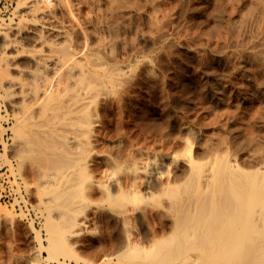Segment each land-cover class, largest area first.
Masks as SVG:
<instances>
[{
  "label": "rangeland",
  "instance_id": "1",
  "mask_svg": "<svg viewBox=\"0 0 264 264\" xmlns=\"http://www.w3.org/2000/svg\"><path fill=\"white\" fill-rule=\"evenodd\" d=\"M8 22L43 37L16 34L15 50L2 48L0 36L8 71L0 76V137L7 127L11 136L0 165L21 179L28 206L0 201L16 214L0 217V264H251L248 234L228 261L213 254L232 248L213 245L229 235L221 212L236 196L244 212L258 191L251 185L264 184V0H0V26ZM68 53L76 85L50 58ZM38 58L46 67L35 66ZM44 82L53 94L42 98ZM85 109L94 127L82 153L88 178L76 145L82 128L72 125ZM23 121L35 140L30 157L20 155L14 132ZM223 160L232 165L224 174ZM136 175L149 179L138 197L118 192ZM249 207L260 229L247 247L262 253L264 201ZM49 224L65 251L46 258Z\"/></svg>",
  "mask_w": 264,
  "mask_h": 264
},
{
  "label": "bare ground",
  "instance_id": "2",
  "mask_svg": "<svg viewBox=\"0 0 264 264\" xmlns=\"http://www.w3.org/2000/svg\"><path fill=\"white\" fill-rule=\"evenodd\" d=\"M35 6L34 5H30L29 6V9H28V11L30 12V11H35ZM12 24V23H11ZM15 25L17 26V23H15ZM20 25V24H19ZM13 26V25H12ZM11 27V25H10V22H8V23H1V26H0V36H1V46H2V48H4V49H8V48H10V47H14L15 48V50H18V48H19V46H18V42H19V40H18V38L16 37V34H23V35H25V38H28V39H30V40H32V39H41L42 37H43V34H42V32H41V29L40 28H32V31H33V35L31 36V33L32 32H30V33H23V30L22 29H24V28H22V27H20V26H17V27ZM15 29V31L13 32V30ZM25 30H26V28H25ZM56 34L57 35H61L62 34V31H60V30H57L56 31ZM32 38V39H31ZM44 41H46V39H44ZM22 48V47H21ZM20 48V49H21ZM20 51V50H19ZM51 60H52V62L55 64V65H57L59 68L61 67L62 69H64L65 70V77H66V79H67V85H69L70 83H69V80L72 82V84L73 85H76L77 83H78V81L79 80H81V78L80 77H73L74 76V67H75V56L73 55V53H68V54H65L63 57L61 56V57H59V56H54V55H51ZM13 60V59H12ZM44 60V59H43ZM41 58H38V59H33V61H34V63H35V66L36 67H46V64H45V62L43 61ZM9 64L10 63H13V62H11V60H10V62H8ZM7 63V64H8ZM3 64V63H2ZM2 64L0 63V76L1 75H3L4 74V71L6 72L7 70H4V68L2 67ZM11 65V64H10ZM12 66V65H11ZM8 72V71H7ZM27 72H28V74H31L32 75V77L33 78H40V79H44L45 78V75L40 71V73H37L36 71H32V70H27ZM83 72V68H81V73ZM52 87H50V85L48 86V84L46 83V82H44V84H43V87H42V90H41V93H40V95H41V97L42 98H45V97H47V96H49V95H52L53 93H52V90H53V88L51 89ZM38 89H36V90H32L31 92H30V94L31 95H33V96H35V97H37V95H38ZM83 110V109H82ZM22 114H19V117L20 118H22ZM80 118H79V120L78 121H75V120H72V125H74L76 122H78V124H79V126L82 128V138L80 139V137L79 138H76V139H78V141L76 142V145H80V147H82L83 148V150H81L80 149V152H81V156H80V160H81V162L79 163V167H80V169H81V171L83 172V176H85V177H91L90 175H89V172H90V169L88 168V159H86L87 157H86V155H82V153H84L83 151H85V149L87 150V148L88 147H92V139H91V136H92V132H93V130H94V127H93V124H92V122H91V120H90V117H89V112H88V110L87 109H85V111H83L82 112V114L79 116ZM22 120V119H21ZM25 121H23L20 125H18V126H16V127H14V132H15V134L17 135V136H19L20 137V141H21V145H22V147H21V149H19L20 150V155L21 156H25V157H30V156H32V153H33V146H34V142H33V138H32V134H31V132L29 131V129H27L26 128V126H25ZM5 128H6V126H4ZM80 139V140H79ZM35 141V140H34ZM66 142V144H69V141L67 140V141H65ZM87 152H88V150H87ZM0 156H1V158H6L7 156H6V151L4 150L3 152H0ZM4 160H6V159H4ZM224 161L226 162V160H223V162L221 161L220 163H221V166L219 167L220 169H222V173L224 174L225 173V171H228L229 170V167L230 166H232L230 163L228 164V162L227 163H224ZM230 165V166H229ZM218 167V166H217ZM87 169H89V172H88V170ZM231 170H233V168L231 169ZM224 171V172H223ZM91 173V172H90ZM138 173V172H137ZM135 174V173H134ZM89 175V176H88ZM263 178V177H262ZM153 182L155 183V182H159L160 181V178H155V177H153ZM263 180H264V178L262 179V183H264L263 182ZM94 181V180H93ZM149 181V179H142V177H141V175H136V176H134V177H132L130 180H128L127 181V183H126V185L124 186V185H122L121 183H119V189H118V192H124V191H129V193H131V194H133V196L135 197H138L137 195H139L140 194V189H139V186L142 184V183H145V182H148ZM167 183H169V181L167 182ZM92 183L90 182V185H91ZM254 184V183H253ZM251 185V189H253V188H255V189H258V191H254L252 194H249L248 195V197H247V199H246V206H248V208L243 212L242 211V209H239L238 207L239 206H241V204H239V203H237L236 201H238L239 202V200H242L244 203H245V198L244 199H241V197L240 196H236V198L234 199V200H236L235 202H234V204H232V203H230V201L232 200L231 198H230V200H229V198L227 199V201H226V204L227 203H230V205L229 206H231V205H234L233 206V208H230L229 210L228 209H226L224 212H221L222 213V215L224 216H226L225 218H226V220H227V223L228 224H230L231 223V226H230V228H229V235L227 236V241L226 242H224L223 244H218V245H215V243H214V245H213V247L215 246V247H217V248H215V249H218V248H225V252H227L226 251V249H228V251H230L229 249H231L232 248V252L231 253H224V251L223 252H218L217 251V253H214L213 254V258L214 257H218V259L220 258V257H226L225 259H222V258H220V260H227L228 261V257H232L233 255H237V253H235L236 251H237V248L238 247H240V249L242 248L243 249V247L245 246L244 244H242L244 241L242 240L243 239V237H246L247 236V234H248V236H247V238H248V240H250V241H252L251 239L253 238L254 239V237H255V235L254 234H252L253 236H252V238L251 237H249V235L253 232V231H256L257 232V230H259L260 228L256 225V228H255V226H253L254 224H251L252 223V217H251V209H250V205H252L253 204V202H255V201H264V195L262 196V194H264V193H262V192H260V190L261 189H259V187H261L262 188V191L264 192V189H263V186H264V184H261V182L260 183H256L257 184V186L255 187V184L254 185ZM260 184L262 185V186H260ZM96 185V184H95ZM258 185H259V187H258ZM106 186H109V185H105V187ZM92 187L94 188V186L92 185ZM89 188H91L90 186H89ZM93 188H91V189H93ZM91 189L88 191L89 192V194H90V191H91ZM93 190H96L95 188L93 189ZM92 190V192H93V194L95 193V194H97V193H99V194H104L102 191H98V189L96 190V191H93ZM91 192V193H92ZM106 193L108 194V195H112V190H111V188H109V187H107L106 188ZM262 193V194H261ZM92 194V195H93ZM101 194V195H102ZM91 195V194H90ZM261 196V199H259L260 198V196ZM89 197V196H88ZM252 214H254V213H252ZM7 215H9V216H11L12 218L16 215L15 214V212L11 209V208H6L5 206L3 207V206H0V217L1 216H7ZM211 216H212V219L214 220V219H216L217 220V217H218V212H214L213 210L211 211ZM253 216V215H252ZM77 218L74 216V217H69V218H67V223L69 224V225H71V227L72 226H75V225H77L78 224V222H77V220H76ZM263 219V218H262ZM216 220H214L216 223H217V221ZM264 220V219H263ZM81 222V221H80ZM83 222V221H82ZM215 222H213L212 221V223H215ZM216 223H215V225H213L212 227H214V226H216ZM186 224V223H185ZM49 227L50 228H48V230H49V234H48V242H49V244L48 245H44L43 243H41V235H40V232H39V229H37L36 230V238L39 240V242L41 243L40 244V247L41 248H45V249H47L48 250V256H45L46 258H51L53 255H54V253L56 252V251H62V252H64L65 251V248L64 247H62V243H61V241H59L61 238H59V236L61 237L62 236V238H64L63 237V235H62V232H61V235H60V233H57L58 234V238L56 237L57 235L56 234H54L56 231H54L53 229H52V226H50V224H49ZM258 227V228H257ZM262 232V231H261ZM261 232L260 233H255L256 235H258V234H260V237H258L256 240H259V239H261V243L262 244H264L263 242H262V239H264V235H261ZM264 232V231H263ZM262 232V233H263ZM264 234V233H263ZM259 236V235H258ZM262 237V238H261ZM242 238V239H241ZM246 238V239H247ZM64 240V239H63ZM242 240L243 242L241 243L240 241ZM246 241L245 240V242H246V244L249 242L250 244H251V242L250 241ZM264 241V240H263ZM247 244V245H250V244ZM254 243H256L255 241H254ZM260 243V244H261ZM244 245L243 247L242 246H240V245ZM253 244V243H252ZM259 243H258V241H257V244H255V245H258ZM262 244L260 245V247H262ZM247 245H246V247H244V251H245V248H246V251H247V253H243V252H238L239 254H241V253H243V256H244V254H245V257L246 256H249V260L251 261V264L252 263H256V262H254V261H256L257 259L256 258H258V259H260V257H264L263 255L261 256V254L263 253V249L261 248H259L260 249V251L262 250V253L261 252H259V251H257L256 252V250H255V252H254V250L252 249V251H251V249L249 250V248L247 247ZM255 245H253L254 247H255ZM253 246H251V247H253ZM233 247H237L236 248V251L234 250V252H233ZM253 247V248H254ZM257 247V246H256ZM259 247V246H258ZM220 251H222V249H220ZM257 253H261L259 256L257 255ZM254 256H255V259L256 260H254ZM258 256V257H257ZM240 257H242V256H240ZM229 258V259H230ZM244 258V257H243ZM247 258V257H246ZM245 258V259H246ZM58 260V262L61 264V263H63V261L62 260H60V259H57ZM217 260V259H216ZM262 260H264L263 258L261 259V261H259V260H257L258 261V263L259 262H261L262 264H264L263 262H262ZM226 261V262H227ZM248 262V264H249V261H247ZM37 264H39V262L37 263Z\"/></svg>",
  "mask_w": 264,
  "mask_h": 264
},
{
  "label": "built area",
  "instance_id": "3",
  "mask_svg": "<svg viewBox=\"0 0 264 264\" xmlns=\"http://www.w3.org/2000/svg\"><path fill=\"white\" fill-rule=\"evenodd\" d=\"M10 129L7 127L6 131L0 137V151L6 145H9L11 136ZM23 185L21 179L16 173H13L8 164L0 165V201L18 206L22 209H28L26 198L24 197Z\"/></svg>",
  "mask_w": 264,
  "mask_h": 264
}]
</instances>
